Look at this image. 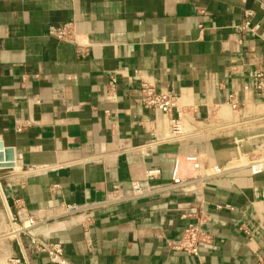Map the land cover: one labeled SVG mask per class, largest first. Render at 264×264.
<instances>
[{
	"label": "crops",
	"instance_id": "obj_1",
	"mask_svg": "<svg viewBox=\"0 0 264 264\" xmlns=\"http://www.w3.org/2000/svg\"><path fill=\"white\" fill-rule=\"evenodd\" d=\"M247 19L252 32L238 29ZM71 20L89 45L84 57L48 35ZM259 73V0H0V140L21 168L2 186L12 214L44 222L40 239L60 244L70 264H264V174L241 170L86 215L61 211L105 204L115 186L127 196L133 182L168 184L177 157L197 154L208 167L261 155ZM143 81L178 98L181 138L144 108ZM151 171L160 175L148 179ZM191 224L212 238L199 257L170 247ZM17 245L24 264H52L30 237Z\"/></svg>",
	"mask_w": 264,
	"mask_h": 264
},
{
	"label": "built area",
	"instance_id": "obj_2",
	"mask_svg": "<svg viewBox=\"0 0 264 264\" xmlns=\"http://www.w3.org/2000/svg\"><path fill=\"white\" fill-rule=\"evenodd\" d=\"M260 1V9L264 12V0ZM247 17L252 16V12H246ZM238 29L242 32H252L254 28L252 23L247 19ZM48 35L61 42H72L78 47V53L84 57L89 45L83 44L81 35L77 32L76 20H71L63 26H51L48 29ZM264 75L259 73L255 77L254 88L260 97H264ZM116 78L113 77L108 85L110 100L115 103L117 101L116 94ZM249 90L248 87L245 88ZM139 96L144 108L160 112L167 117L170 125V133L172 139L181 138L184 134L183 112L178 106V98L172 94L158 93L155 86L147 81H143L140 85ZM229 107L236 111L239 109L238 100L231 96L229 99ZM174 111L176 115H174ZM241 170H248L252 176L264 174V150L261 155H247L245 157H237L235 160L224 164L223 166L204 165L200 155L192 154L183 157H177L173 163L171 173V181L168 184H156L154 188H146L140 182L131 183V190L127 196L120 195V187L115 186L111 194V199L97 206H80L78 204H63L61 206L63 217H75L86 215L103 207V205H113L121 202L135 201L150 198L156 195H167L178 190H186L194 186L202 185L207 181L215 178L225 177ZM160 175L159 171H151L147 173V178H155ZM11 223L15 227L17 235L28 236L31 245L39 252L47 255L52 264H70L66 259L64 250L60 244L43 241L37 233V228L44 222L38 221L34 217H27L20 212L16 215L12 214ZM212 238L203 232L199 225H189L183 232V238L176 244H170L175 250L185 252L194 257H199L200 250L204 246L210 245Z\"/></svg>",
	"mask_w": 264,
	"mask_h": 264
},
{
	"label": "rangeland",
	"instance_id": "obj_3",
	"mask_svg": "<svg viewBox=\"0 0 264 264\" xmlns=\"http://www.w3.org/2000/svg\"><path fill=\"white\" fill-rule=\"evenodd\" d=\"M13 170L20 171L21 168L16 160ZM12 170L0 171V182L4 187L5 177ZM3 198L0 193V264H24L21 259L18 241L24 239V236L19 237L14 229L11 219L8 217L7 208L4 205Z\"/></svg>",
	"mask_w": 264,
	"mask_h": 264
},
{
	"label": "water",
	"instance_id": "obj_4",
	"mask_svg": "<svg viewBox=\"0 0 264 264\" xmlns=\"http://www.w3.org/2000/svg\"><path fill=\"white\" fill-rule=\"evenodd\" d=\"M16 162V152L14 148L6 147L0 140V171L13 170ZM27 170H25L26 172Z\"/></svg>",
	"mask_w": 264,
	"mask_h": 264
},
{
	"label": "bare ground",
	"instance_id": "obj_5",
	"mask_svg": "<svg viewBox=\"0 0 264 264\" xmlns=\"http://www.w3.org/2000/svg\"><path fill=\"white\" fill-rule=\"evenodd\" d=\"M3 190H4V189H3L2 184H1V182H0V193H1V196H2L3 201H4V203H5V206H6V208H7L8 217L11 219V218H12V212H11V210H10V208H9V206H8V204H7V202H6V199H5V195H4V191H3ZM14 229H15V227H14ZM16 233H17V232H16Z\"/></svg>",
	"mask_w": 264,
	"mask_h": 264
}]
</instances>
